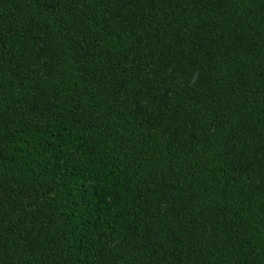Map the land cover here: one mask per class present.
I'll list each match as a JSON object with an SVG mask.
<instances>
[{
  "label": "trees",
  "instance_id": "trees-1",
  "mask_svg": "<svg viewBox=\"0 0 264 264\" xmlns=\"http://www.w3.org/2000/svg\"><path fill=\"white\" fill-rule=\"evenodd\" d=\"M0 264H264V0H0Z\"/></svg>",
  "mask_w": 264,
  "mask_h": 264
}]
</instances>
